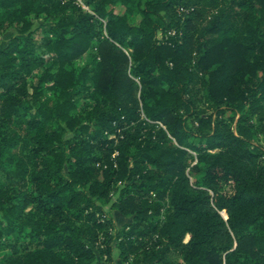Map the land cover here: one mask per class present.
Returning <instances> with one entry per match:
<instances>
[{
	"label": "trees",
	"instance_id": "1",
	"mask_svg": "<svg viewBox=\"0 0 264 264\" xmlns=\"http://www.w3.org/2000/svg\"><path fill=\"white\" fill-rule=\"evenodd\" d=\"M82 1L0 0V264H264V0Z\"/></svg>",
	"mask_w": 264,
	"mask_h": 264
},
{
	"label": "rangeland",
	"instance_id": "2",
	"mask_svg": "<svg viewBox=\"0 0 264 264\" xmlns=\"http://www.w3.org/2000/svg\"><path fill=\"white\" fill-rule=\"evenodd\" d=\"M78 4V3H77ZM41 18L36 19V23L40 22ZM13 31L11 29L4 31V32H0V47H3L5 45H7L9 43V41L12 39L13 37ZM158 38H162V34L159 33ZM87 59V55H85L82 59L78 60L75 62V66L77 67L78 64H82L84 63V61ZM82 60V61H81ZM263 143V141H262ZM111 203L107 204L106 206H104V211L107 212L108 214L111 215V209H110ZM112 220L115 223L116 228H121L125 222L122 219L121 215H119V213L115 214V215H111ZM190 237V235H188ZM186 236L185 240L187 241L189 239V237ZM101 239V238H100ZM100 239L97 241L96 246H97V262L100 264H110V262L108 261V254H104L101 250L105 249L106 244L104 243H100ZM113 246V250H112V264L115 261V259L118 260V263H126L129 264L132 262L133 257H129L128 260L123 261L124 257L120 255V251L119 248L115 246L116 241L112 242ZM124 263V264H125Z\"/></svg>",
	"mask_w": 264,
	"mask_h": 264
},
{
	"label": "crops",
	"instance_id": "3",
	"mask_svg": "<svg viewBox=\"0 0 264 264\" xmlns=\"http://www.w3.org/2000/svg\"><path fill=\"white\" fill-rule=\"evenodd\" d=\"M117 213H120V212L117 211V210H111V215H115V214H117ZM121 217L123 218V216H121ZM121 220H123L124 222H129L131 219L124 217V218L121 219ZM187 236H188V235H187ZM188 237H189V236H188ZM189 238H190V237H189ZM113 264H124V263H118V260L115 259V261L113 262Z\"/></svg>",
	"mask_w": 264,
	"mask_h": 264
},
{
	"label": "built area",
	"instance_id": "4",
	"mask_svg": "<svg viewBox=\"0 0 264 264\" xmlns=\"http://www.w3.org/2000/svg\"><path fill=\"white\" fill-rule=\"evenodd\" d=\"M76 3H78L80 6H82L84 9H88V6H86L82 0H76ZM188 9L181 8L180 11H187ZM153 196H155V193H152Z\"/></svg>",
	"mask_w": 264,
	"mask_h": 264
},
{
	"label": "water",
	"instance_id": "5",
	"mask_svg": "<svg viewBox=\"0 0 264 264\" xmlns=\"http://www.w3.org/2000/svg\"><path fill=\"white\" fill-rule=\"evenodd\" d=\"M221 213L223 214V216L225 217V219H227V218H228V215H227V216H225V215H224V213H223V211H222Z\"/></svg>",
	"mask_w": 264,
	"mask_h": 264
}]
</instances>
